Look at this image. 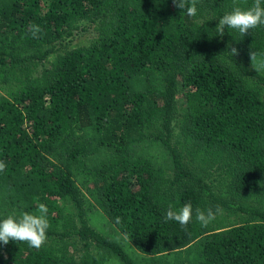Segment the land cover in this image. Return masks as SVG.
Masks as SVG:
<instances>
[{"label": "trees", "instance_id": "trees-1", "mask_svg": "<svg viewBox=\"0 0 264 264\" xmlns=\"http://www.w3.org/2000/svg\"><path fill=\"white\" fill-rule=\"evenodd\" d=\"M252 3L196 0L189 17L172 0H0V220L43 203L50 224L39 250L0 243V264H264V73L249 59L264 26L216 30ZM186 203L187 228L165 222ZM217 206L201 227L195 209Z\"/></svg>", "mask_w": 264, "mask_h": 264}, {"label": "clouds", "instance_id": "clouds-1", "mask_svg": "<svg viewBox=\"0 0 264 264\" xmlns=\"http://www.w3.org/2000/svg\"><path fill=\"white\" fill-rule=\"evenodd\" d=\"M175 7L181 9L189 17H195L198 9L196 0H172ZM236 3V0H234ZM264 26V0H253L251 7L242 9L235 6L231 12H228L219 19L216 30L219 36H223L225 29L234 30L242 37L250 32V30ZM33 38H38V34L42 31L39 25H30ZM228 52L232 57L238 56L237 48L229 45ZM250 65L256 72H264V53L255 51L249 52ZM7 165L6 162L0 161V173L4 172ZM48 207L40 203L37 207L38 214H30L24 212L20 218L9 215L7 218L0 220V243L8 245L10 241L16 243H26L30 248L39 250L47 240V230L50 227L48 216ZM222 213V209L217 206L215 211L208 208L206 211L200 208L195 209V220L201 227H207L215 219L217 214ZM117 217V222H119ZM193 219V208L191 203H186L179 210H175L169 205L164 216L165 222L175 221L182 228H187Z\"/></svg>", "mask_w": 264, "mask_h": 264}, {"label": "rangeland", "instance_id": "rangeland-1", "mask_svg": "<svg viewBox=\"0 0 264 264\" xmlns=\"http://www.w3.org/2000/svg\"><path fill=\"white\" fill-rule=\"evenodd\" d=\"M96 34L91 31V29H89V31L81 34V37H78L76 40H74L69 46H68V50L70 49H74V48H79V47H87L89 46L95 39ZM239 59H242L241 54L239 53V55L237 56ZM30 67V75L32 77H43L45 75L46 70L48 69V65H44L43 63L40 62H32L31 65H28ZM251 67V65H250ZM264 73V72H262ZM1 94V91H0ZM177 104L178 107L181 108V106L184 104V99L182 98V96H179L178 100H177ZM181 113V111H179V114ZM174 133H175V140H178V136H179V127L176 125V123H174ZM234 221V220H232ZM236 222V221H234ZM223 223L227 224V221H224ZM73 243L69 244V248L68 251L71 254H75L76 256L78 255L76 253V249L73 246ZM80 252V251H79Z\"/></svg>", "mask_w": 264, "mask_h": 264}]
</instances>
